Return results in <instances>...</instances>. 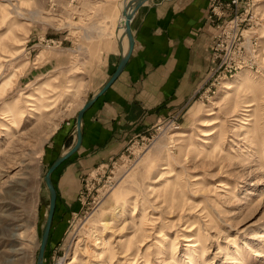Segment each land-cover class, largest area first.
Listing matches in <instances>:
<instances>
[{
	"label": "rangeland",
	"instance_id": "374dc122",
	"mask_svg": "<svg viewBox=\"0 0 264 264\" xmlns=\"http://www.w3.org/2000/svg\"><path fill=\"white\" fill-rule=\"evenodd\" d=\"M123 1L0 0V264L37 262L44 177L75 130L66 146L55 137L94 95L93 31ZM240 10L256 43L251 65L207 96L206 81L83 175L73 198L57 167L44 264H264V0H241Z\"/></svg>",
	"mask_w": 264,
	"mask_h": 264
},
{
	"label": "crops",
	"instance_id": "0c3cea01",
	"mask_svg": "<svg viewBox=\"0 0 264 264\" xmlns=\"http://www.w3.org/2000/svg\"><path fill=\"white\" fill-rule=\"evenodd\" d=\"M128 1H123L119 18L107 23L105 31L101 32V27L93 31L98 34L90 75L93 94L110 79L128 50L129 40L121 24ZM210 2L147 0L135 11L131 20L134 46L123 71L84 113L81 146L58 167L63 169L60 179L65 181L66 198L77 195L83 175L107 163L134 137L185 108L203 86L218 32L209 19ZM73 124L66 123L58 130V146H66L74 130L69 144H75L76 121Z\"/></svg>",
	"mask_w": 264,
	"mask_h": 264
},
{
	"label": "built area",
	"instance_id": "2783aa9c",
	"mask_svg": "<svg viewBox=\"0 0 264 264\" xmlns=\"http://www.w3.org/2000/svg\"><path fill=\"white\" fill-rule=\"evenodd\" d=\"M240 5L241 0H211L210 2L209 19L215 23L218 32L212 47V64L206 79L207 82L211 80V85L204 90L206 96L210 93L212 86L220 85L224 78L252 64L249 53L250 48H254L256 43L254 44V41L247 38L245 34L247 18L243 17Z\"/></svg>",
	"mask_w": 264,
	"mask_h": 264
},
{
	"label": "water",
	"instance_id": "95a60500",
	"mask_svg": "<svg viewBox=\"0 0 264 264\" xmlns=\"http://www.w3.org/2000/svg\"><path fill=\"white\" fill-rule=\"evenodd\" d=\"M145 1L147 0H129L128 4L125 6L123 10V15L126 17L124 36L126 35L129 40L128 50L126 52H123L115 72L112 74L110 79L106 82V84L96 94H94L90 99H88L84 103L82 108L78 111L77 118H76L77 139H76L75 144L69 150L62 153L54 160V162L51 164L50 168L48 169L44 177V182L49 192L50 204H49L47 219H46L43 232H42V238H41V242L39 245V251H38L36 264H44L46 248L49 242L51 228H52L56 206H57L58 193H57V189L55 187L54 181H53V173L64 160H66L68 157L73 155L80 148L82 140H83L82 121H83L84 113L92 106V104L96 101V99L100 95H102L113 84V82L118 78V76L123 71V68L134 46V38H133L132 30H131V20L133 18L135 11ZM131 6H134V10L132 13L129 14L128 9Z\"/></svg>",
	"mask_w": 264,
	"mask_h": 264
},
{
	"label": "bare ground",
	"instance_id": "6f19581e",
	"mask_svg": "<svg viewBox=\"0 0 264 264\" xmlns=\"http://www.w3.org/2000/svg\"><path fill=\"white\" fill-rule=\"evenodd\" d=\"M128 2H129V1H128ZM128 2L125 4V6L128 4ZM116 5H117V3H116ZM125 6H124V8H125ZM124 8H123V10H124ZM133 10H134V6H131V7L128 9L129 14L132 13ZM125 20H126V17L123 15V11H122L121 24H122L123 29H124V34H125ZM124 34H123V35H124ZM125 36H126V35H125ZM240 77H241V76H240ZM242 78H243V75H242V77L240 78V80H241ZM240 80L233 81V83H236L237 81L239 82ZM227 86H228V88H232V87H233V84H232V83H229V85H227ZM210 114H212V112H211ZM202 125H204V126H208V120H207V119H204ZM118 212H119V211H118ZM103 224H106V223L103 222ZM97 241H98V238H97ZM98 242L101 243L102 241H98Z\"/></svg>",
	"mask_w": 264,
	"mask_h": 264
}]
</instances>
